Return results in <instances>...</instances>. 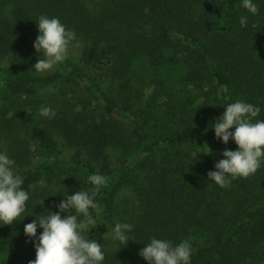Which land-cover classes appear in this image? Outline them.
I'll list each match as a JSON object with an SVG mask.
<instances>
[{"label": "trees", "instance_id": "trees-1", "mask_svg": "<svg viewBox=\"0 0 264 264\" xmlns=\"http://www.w3.org/2000/svg\"><path fill=\"white\" fill-rule=\"evenodd\" d=\"M254 2L255 15L241 0H0V151L29 191L24 213L0 225V264L35 259L24 225L58 211L63 193L91 191L94 172L106 183L85 235L103 264H148L138 253L151 237L189 240L191 264H264V161L225 187L207 177L237 147L214 135L224 106L245 100L264 120V0ZM41 15L74 30L81 67L35 72ZM124 187L134 194L123 211ZM116 218L134 225L127 243L106 240Z\"/></svg>", "mask_w": 264, "mask_h": 264}, {"label": "clouds", "instance_id": "clouds-1", "mask_svg": "<svg viewBox=\"0 0 264 264\" xmlns=\"http://www.w3.org/2000/svg\"><path fill=\"white\" fill-rule=\"evenodd\" d=\"M241 6L253 15L258 12L254 0H241ZM239 22L241 27H246L247 16H241ZM36 24L38 35L33 47L40 56L32 67L35 72L44 73L67 58L70 44L76 41V34L58 17L41 15ZM39 111L45 117L55 115L47 106H42ZM260 111L258 105L242 99L224 106L223 113L212 124L214 135L224 144L231 138L237 147L222 151L223 158L215 161L214 170L207 173L208 179L225 187L229 183L228 177H247L260 167L264 161V120H254ZM14 165L15 161L7 152L0 151V225L17 220L29 200V191L22 187L24 179ZM87 181L93 185L91 191L63 193L64 198L56 205L58 211L50 210L24 225V233L32 239L36 253L35 259L29 260L28 264H103L105 253L101 243L88 238L85 233L96 226L92 213L99 215L101 208L95 196L106 183V177L94 172L87 177ZM35 187L29 185L30 190ZM38 227L42 229L39 235ZM133 227L131 223L116 221L107 227V232L111 239L127 243L130 240L128 233ZM191 253V243L187 239L173 244L167 239L151 237L138 254L148 264H191Z\"/></svg>", "mask_w": 264, "mask_h": 264}, {"label": "rangeland", "instance_id": "rangeland-1", "mask_svg": "<svg viewBox=\"0 0 264 264\" xmlns=\"http://www.w3.org/2000/svg\"><path fill=\"white\" fill-rule=\"evenodd\" d=\"M83 46H84L83 42H77V43H74L73 45L69 46L68 55H67L66 59L72 65H76L78 67L82 66L81 52H82ZM33 49H34V47H33ZM37 55L40 56L39 53H37ZM146 92H149V90L146 89ZM168 125H170V123ZM159 131H157L156 133H158ZM58 146H59V152H60L59 157L63 158L64 160H68L70 157V154H71V150L68 149L66 146H63L60 143V141L58 142ZM36 160H40V158H38ZM34 162H35V159H34ZM63 178L64 177H62L61 179H63ZM72 179L75 181L81 180L78 177H73ZM81 181H83V180H81ZM57 187H58V185H56L54 188H57ZM133 194H134V192L130 189V187H124L117 192L116 197H115V203H116V206L118 207L119 210L124 211L125 209H129V207L132 206ZM117 218H119V216ZM117 218L115 219V222L118 221ZM105 237H106V240L108 241V243H110V244L113 243L114 240L111 239L108 232H106Z\"/></svg>", "mask_w": 264, "mask_h": 264}]
</instances>
